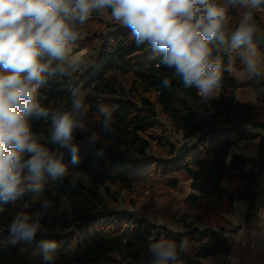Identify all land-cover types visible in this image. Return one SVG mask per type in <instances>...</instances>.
<instances>
[{
  "label": "trees",
  "instance_id": "trees-1",
  "mask_svg": "<svg viewBox=\"0 0 264 264\" xmlns=\"http://www.w3.org/2000/svg\"><path fill=\"white\" fill-rule=\"evenodd\" d=\"M109 11L94 14L80 30L75 50L87 49L86 64L71 77H54L38 90V99L49 109L69 107L71 90L82 91L87 131L76 137L96 133L98 139L81 144L79 164L69 163V175L62 181L45 176L42 196L0 205V264H152L148 246L161 239L178 245L186 239L188 249L180 264H203L229 252L223 233L226 217L238 203H249L247 218L253 215L264 140L258 158L236 154L235 148L256 139L251 130L264 129V77L246 83L262 90L258 102H239L233 71L244 68L238 52H230L222 56L219 99L202 101L194 87L185 88L173 69L160 64L159 52L137 45L129 28L108 19ZM230 14L234 28L240 13ZM255 15L264 31V12ZM254 43L264 50V40ZM162 80L170 86L165 88ZM100 106L111 112L114 133L104 132ZM167 128L184 141L193 140L179 159H173L178 147L168 140ZM48 129L42 121L33 123L45 140ZM74 172L80 174L75 183ZM183 182L194 193L180 208L166 204L159 211L163 225L115 213L140 207L143 213L156 214L154 204ZM42 199L52 207L43 209ZM20 210L39 213L47 235L38 233L32 243H11L8 224ZM42 241L57 243L54 261L43 260Z\"/></svg>",
  "mask_w": 264,
  "mask_h": 264
},
{
  "label": "clouds",
  "instance_id": "clouds-1",
  "mask_svg": "<svg viewBox=\"0 0 264 264\" xmlns=\"http://www.w3.org/2000/svg\"><path fill=\"white\" fill-rule=\"evenodd\" d=\"M108 10V19L129 28L137 45L159 52L160 64L173 69L185 88L194 87L202 101L218 95L225 54L238 52L248 77L264 75V50L254 43L264 40L255 15L264 12V0H0V205L42 196L45 176L62 181L68 164H79L81 144L98 139L93 133L77 140V132L87 131L82 91L71 90L69 107L49 109L38 90L81 67L87 49L75 50L80 30ZM232 11L240 13L234 28ZM99 112L104 132L114 133L111 112L103 106ZM35 121L49 125L46 140L33 130ZM79 175L72 173L73 183ZM41 207L47 210L52 202L42 199ZM8 233L13 244L32 243L48 229L39 213L20 210ZM41 243L43 260L54 261L57 243ZM187 249L186 239L179 245L161 239L148 246V254L152 264H180Z\"/></svg>",
  "mask_w": 264,
  "mask_h": 264
},
{
  "label": "crops",
  "instance_id": "crops-1",
  "mask_svg": "<svg viewBox=\"0 0 264 264\" xmlns=\"http://www.w3.org/2000/svg\"><path fill=\"white\" fill-rule=\"evenodd\" d=\"M264 36L263 32L259 33ZM236 78L238 89L236 98L242 104L254 105L258 102L262 90L246 86L252 78L248 77L244 69L242 71H233ZM261 77H264L262 75ZM221 90L218 95L211 100L219 99ZM256 139L250 142H244L235 148V153L248 157L258 158L259 143L264 140L263 130H251ZM190 194L194 193L190 188ZM189 194V195H190ZM250 204L246 202L238 203L233 213L226 217L227 225L224 230V237L227 239L231 254L227 258L226 254H220L208 258L203 264H264V167L259 178L258 199L251 218H247V211ZM243 227L244 232L238 233L235 229Z\"/></svg>",
  "mask_w": 264,
  "mask_h": 264
},
{
  "label": "rangeland",
  "instance_id": "rangeland-1",
  "mask_svg": "<svg viewBox=\"0 0 264 264\" xmlns=\"http://www.w3.org/2000/svg\"><path fill=\"white\" fill-rule=\"evenodd\" d=\"M260 32L264 33L263 30H260ZM83 59H84V62L86 64V62H87V61H85L86 57H84ZM163 124H164V121H163ZM167 130H168V140L171 142V144L176 145L178 148L185 143H187L188 146H191L193 144V140L184 141L182 136L176 135V134H170L169 128H167ZM153 156L157 157L159 155L157 153H154ZM188 184H189L188 182H183L178 190L168 192L164 198H162L158 203H155L154 209L156 210V214H155V211H153V210H152L151 214L150 213H143L141 211L140 207H137V208H131L130 207L127 210H129V211L135 210L138 212L136 216H139L142 218L143 217L147 218L148 220H150L155 225H163L165 222L161 219V217L159 215V211L166 210V204H171L175 207L180 208L182 206V204L184 203V201L189 197L190 189H189Z\"/></svg>",
  "mask_w": 264,
  "mask_h": 264
},
{
  "label": "water",
  "instance_id": "water-1",
  "mask_svg": "<svg viewBox=\"0 0 264 264\" xmlns=\"http://www.w3.org/2000/svg\"><path fill=\"white\" fill-rule=\"evenodd\" d=\"M189 149V146L187 143L183 144L182 146H180L178 149H177V153L176 155L174 156L173 159H179L181 158ZM115 213H118L120 215H128V216H132V217H135L137 215V211L135 210H132V211H129V210H121V211H116Z\"/></svg>",
  "mask_w": 264,
  "mask_h": 264
},
{
  "label": "built area",
  "instance_id": "built-area-1",
  "mask_svg": "<svg viewBox=\"0 0 264 264\" xmlns=\"http://www.w3.org/2000/svg\"><path fill=\"white\" fill-rule=\"evenodd\" d=\"M244 228L243 227H241V228H239V229H235L238 233H240V234H242L243 232H244V230H243ZM231 257V254L230 253H227V258H230Z\"/></svg>",
  "mask_w": 264,
  "mask_h": 264
}]
</instances>
